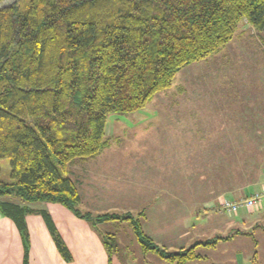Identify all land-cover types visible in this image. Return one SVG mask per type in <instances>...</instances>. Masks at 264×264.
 Wrapping results in <instances>:
<instances>
[{"label":"trees","instance_id":"1","mask_svg":"<svg viewBox=\"0 0 264 264\" xmlns=\"http://www.w3.org/2000/svg\"><path fill=\"white\" fill-rule=\"evenodd\" d=\"M244 19L264 32V0H0V160H10L12 179L0 177V211L21 232L26 264V217L33 213L70 257L38 203L60 204L96 223L128 221L143 251L171 264L202 259L199 247L243 233L171 251L145 232L144 212H82L70 168L110 146L111 113L144 109L182 68L226 45ZM105 243L112 251L115 234Z\"/></svg>","mask_w":264,"mask_h":264},{"label":"rangeland","instance_id":"2","mask_svg":"<svg viewBox=\"0 0 264 264\" xmlns=\"http://www.w3.org/2000/svg\"><path fill=\"white\" fill-rule=\"evenodd\" d=\"M107 129L110 149L70 168L82 212H144L147 233L153 223L145 217L162 211L175 229L186 218L202 239L240 230L227 244L200 248L204 258L188 264H264V201L233 217L216 213L223 200L244 198V189L250 196L264 188V32L242 20L226 45L182 68L144 109L111 113ZM0 167V177L12 181L10 160L1 159ZM89 223L104 233L135 236L128 221ZM171 235L168 249L179 250L184 239L174 230Z\"/></svg>","mask_w":264,"mask_h":264},{"label":"crops","instance_id":"3","mask_svg":"<svg viewBox=\"0 0 264 264\" xmlns=\"http://www.w3.org/2000/svg\"><path fill=\"white\" fill-rule=\"evenodd\" d=\"M109 149L110 148L107 150ZM97 159H95V161ZM246 190L247 189H244L243 191L245 197L249 196L246 195ZM215 201L216 199H214L212 203L214 204ZM212 203L210 201L207 202V204L210 205ZM36 205L37 204L33 206L38 209H46L50 213L57 231L68 248L70 257L67 259L60 252L57 242L44 217L38 213H33L26 217L30 240L27 264H166L167 262L154 253L144 252L135 236L125 238L116 233L115 247L112 251H109L105 243V236L108 233H112L111 231L104 233L103 230L95 227L96 225L89 223L86 219L76 216L71 210L60 204L38 203V205ZM158 206H160V204ZM214 208L217 209L216 206L212 208L209 207L210 210ZM216 213H221L220 215H223L225 212L219 207ZM228 215L233 217L234 214ZM166 216L167 212L162 211L160 215L149 214V216H146L144 219L150 223V225L153 223L152 228L150 227L153 231H148V233H146L151 236L157 244L167 248H169L168 246H173L174 239L171 235V230L178 233L176 236L178 239H184V245H181V248H187L198 241L206 240L202 239L200 232L194 233L192 229L193 225H188L186 218L183 222L181 221V224H179L180 226L176 228V230L175 223L172 224L170 221H167V219H165ZM190 218L194 221V226H198L197 223L199 220L196 221L194 219L195 215L191 216L190 214L189 219ZM242 219L245 221V224L248 223L247 217H243ZM228 221L229 220L226 219L225 223ZM143 226L145 225L143 224ZM228 234L229 233H225L222 235L226 236ZM210 238L213 237H209V239ZM227 243H229V240H221L218 244ZM200 248L203 250V246L199 247L198 250H200ZM25 255V245L19 228L13 220L3 215L0 211V264H26ZM195 261L196 260H193L189 263Z\"/></svg>","mask_w":264,"mask_h":264},{"label":"built area","instance_id":"4","mask_svg":"<svg viewBox=\"0 0 264 264\" xmlns=\"http://www.w3.org/2000/svg\"><path fill=\"white\" fill-rule=\"evenodd\" d=\"M264 201V188L251 196L237 199H225L220 205V209L229 214H237L241 209L254 211L260 209Z\"/></svg>","mask_w":264,"mask_h":264}]
</instances>
